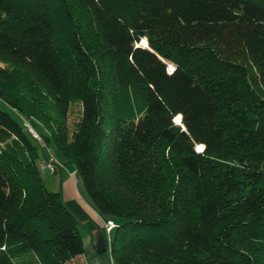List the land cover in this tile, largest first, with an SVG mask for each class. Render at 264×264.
<instances>
[{"label":"trees","instance_id":"obj_1","mask_svg":"<svg viewBox=\"0 0 264 264\" xmlns=\"http://www.w3.org/2000/svg\"><path fill=\"white\" fill-rule=\"evenodd\" d=\"M0 101V264L83 252L50 147L110 264H264V0H0Z\"/></svg>","mask_w":264,"mask_h":264},{"label":"crops","instance_id":"obj_2","mask_svg":"<svg viewBox=\"0 0 264 264\" xmlns=\"http://www.w3.org/2000/svg\"><path fill=\"white\" fill-rule=\"evenodd\" d=\"M47 156L48 158H52L54 160L49 151H47ZM56 165L59 168L57 167V169L55 170L56 173H50V175L53 176L56 180H61L59 184L60 199L64 206L78 221L80 226L86 227L83 228L84 230H86V232H84L83 236H81L83 248L81 256L85 259L90 260L91 264H98V259L96 258V253L94 250L96 238L99 236L103 238V226L109 222L112 223V220L104 215L99 214L93 208L84 193L80 179L76 177V172L74 169H71L69 165H64V163H62L60 160L59 164L56 163ZM64 171H67V176L66 178H63L64 180L62 181V173ZM107 243H105V246L108 245Z\"/></svg>","mask_w":264,"mask_h":264},{"label":"rangeland","instance_id":"obj_3","mask_svg":"<svg viewBox=\"0 0 264 264\" xmlns=\"http://www.w3.org/2000/svg\"><path fill=\"white\" fill-rule=\"evenodd\" d=\"M140 45L145 46L144 40H141ZM0 110H4V111H7V112H10L9 109L1 101H0ZM10 114H11V112H10ZM78 116H79V105L78 104L70 105V107L68 109L67 117H66L68 132L73 131V127H74L75 122L78 120ZM178 124H179V122H178ZM48 151L51 153V156L54 158L55 162L59 163V159L56 157L52 147H50ZM39 164L41 165V163H39ZM69 167L71 169H73V167L71 165H69ZM40 176H41V180H42L43 186H44V188L47 191L54 192V191L57 190V188H58L57 186H58V184H60L61 180L60 181H59V179L56 180L53 176L50 175V172H48V171H41L40 172ZM66 176H67V171H64L62 173V181L64 180L63 178H66ZM76 177L79 179L77 174H76ZM83 228H86V227H80L79 228L80 238H81V236H83V233L86 232V230H84ZM111 235H112V231H110L108 233V235H106L104 233V226H103V234H102V236L104 238V242L105 243H107L108 238H110ZM96 258L98 259V261H97L98 264H110L107 246H106V249H105V251L103 253L96 254ZM74 261L71 260L70 262H68V264H76V263H78V264H83V263L91 264L90 260L85 259L81 255L77 256L76 259H74Z\"/></svg>","mask_w":264,"mask_h":264},{"label":"built area","instance_id":"obj_4","mask_svg":"<svg viewBox=\"0 0 264 264\" xmlns=\"http://www.w3.org/2000/svg\"><path fill=\"white\" fill-rule=\"evenodd\" d=\"M25 127L27 128V131L30 133L32 138L35 139L37 141V143L41 145V142H40L38 136L34 133V131H32L28 125H25ZM41 168H44L51 173L53 171L52 160L50 159L46 163L41 164ZM112 228H113L112 223L109 222V223L105 224L104 225V233L106 235H108V233L111 231Z\"/></svg>","mask_w":264,"mask_h":264},{"label":"water","instance_id":"obj_5","mask_svg":"<svg viewBox=\"0 0 264 264\" xmlns=\"http://www.w3.org/2000/svg\"><path fill=\"white\" fill-rule=\"evenodd\" d=\"M105 249H106V246H105L104 239L101 236L97 237L96 238V243L94 245L95 253L96 254H101V253H103L105 251Z\"/></svg>","mask_w":264,"mask_h":264}]
</instances>
